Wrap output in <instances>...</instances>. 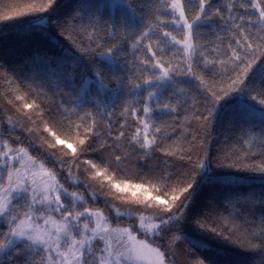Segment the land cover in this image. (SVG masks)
Segmentation results:
<instances>
[{
    "label": "snow or ice",
    "instance_id": "snow-or-ice-1",
    "mask_svg": "<svg viewBox=\"0 0 264 264\" xmlns=\"http://www.w3.org/2000/svg\"><path fill=\"white\" fill-rule=\"evenodd\" d=\"M57 6L0 12L66 42L0 56V264H264V0Z\"/></svg>",
    "mask_w": 264,
    "mask_h": 264
},
{
    "label": "trees",
    "instance_id": "trees-1",
    "mask_svg": "<svg viewBox=\"0 0 264 264\" xmlns=\"http://www.w3.org/2000/svg\"><path fill=\"white\" fill-rule=\"evenodd\" d=\"M75 2L76 0H58V6L55 8L53 18L61 17L65 13L70 12ZM135 2L138 6L141 0H135ZM24 3H26V0H0V12H14L18 7H22ZM138 14L143 15V13ZM28 19L29 18L25 17L21 20L0 21V56L9 63L22 64L27 61L29 57L35 56L37 52L41 54L47 53L53 56L60 55L61 46H66V42L58 40L50 26L44 36H41L39 33L29 28L27 24ZM213 38L214 37L209 35V39ZM120 39L123 40L124 37H120ZM139 55H143V53H139ZM118 74L123 75L124 73ZM220 133L221 130L217 128L214 136L222 139L223 137ZM213 147H215V145ZM81 177L84 178L83 173H81ZM241 183L258 186L260 181L258 179L247 181L242 180ZM94 187L97 192H101L99 185H94ZM258 190L257 187V191ZM105 198L109 197L104 195L101 196V199ZM199 202L200 200L198 199V203ZM113 203L119 205L120 202L113 201ZM187 232L192 237L200 238L196 233V230L191 226L188 227ZM183 246L187 247L186 244ZM202 250L204 254L211 259L213 264H244L245 258L237 255L234 248L229 247L222 240H212L205 243Z\"/></svg>",
    "mask_w": 264,
    "mask_h": 264
}]
</instances>
